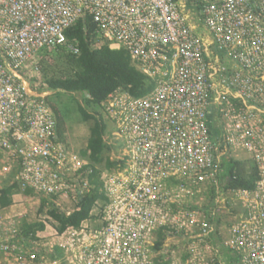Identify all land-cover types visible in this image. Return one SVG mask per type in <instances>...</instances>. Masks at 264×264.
Listing matches in <instances>:
<instances>
[{
  "label": "built area",
  "instance_id": "built-area-1",
  "mask_svg": "<svg viewBox=\"0 0 264 264\" xmlns=\"http://www.w3.org/2000/svg\"><path fill=\"white\" fill-rule=\"evenodd\" d=\"M192 1L190 12L173 0H0V179L16 171L22 189L74 203L70 214L76 209L78 186H87L77 174L89 161L57 137L45 92L28 84L27 70L41 52L65 46L79 54L64 34L79 19L91 16L101 43L126 51L154 83L144 97L118 89L100 105L123 164L100 175L105 201L93 209L97 219L59 232L48 216L53 226L42 222L33 254L48 230L49 249L62 253L51 264H212L206 238L215 228L183 208L193 189L216 182L213 107L231 158L258 172L253 190L224 191L240 210L221 244L237 264H264V0ZM9 226L0 221L1 252L20 246V228Z\"/></svg>",
  "mask_w": 264,
  "mask_h": 264
},
{
  "label": "trees",
  "instance_id": "trees-1",
  "mask_svg": "<svg viewBox=\"0 0 264 264\" xmlns=\"http://www.w3.org/2000/svg\"><path fill=\"white\" fill-rule=\"evenodd\" d=\"M182 3L190 12L194 8L192 0H173ZM195 11V10H194ZM194 17L197 18L194 14ZM65 37L69 43H76L79 54H71L65 46L56 48L53 51L56 64L64 69L63 74L48 76L47 66L51 61L41 62V75L50 92L42 97L45 104L52 110L56 120V135L63 138V126L65 122V111L60 104V95L78 94L82 102L77 103V112L82 121L92 122L89 129V138L86 149L81 151L83 157H87L89 164L83 168L78 177L85 178L87 186H78L76 209L69 215L65 214L53 197L41 196L39 212L47 208V215L57 224L56 228L62 232L66 227H79L82 221L90 216V212L96 203H103L105 197L102 193L101 171L98 167L110 146L105 141L107 125L100 114V105L115 90L122 89L133 97L139 98L149 94L153 89V81L137 70L132 64L129 55L124 50H111L106 43H101L97 35V26L91 16L86 15L68 28ZM42 54L48 52H41ZM59 99V102H58ZM58 103V104H57ZM56 104V105H55ZM217 110L211 108L207 118L209 120V131L214 141V166L216 169V182L210 189L212 202L221 191L230 189L253 190L258 178L255 165L249 161H239L227 155L226 143L220 125V117ZM106 166L121 165L122 161L106 160ZM77 183V182H76ZM19 181L15 178L12 183L5 184L0 189V208L4 209L12 204V195L19 189ZM26 193H33L27 189ZM210 201V202H211ZM211 202V203H212ZM212 205H207L205 218L210 228L214 227V214L206 211L211 210ZM217 223V221H216ZM44 229L42 223L32 224L21 223L20 234L15 242L24 244L30 252L36 247L29 245L36 238L37 232ZM167 229L159 230L157 233L156 249L163 247ZM207 242L214 249V260L212 264H237L239 257L221 244L217 230H210L206 238ZM31 247H34L31 249ZM31 249V250H30ZM57 257L62 258V253L55 250ZM65 264V263H64Z\"/></svg>",
  "mask_w": 264,
  "mask_h": 264
},
{
  "label": "rangeland",
  "instance_id": "rangeland-1",
  "mask_svg": "<svg viewBox=\"0 0 264 264\" xmlns=\"http://www.w3.org/2000/svg\"><path fill=\"white\" fill-rule=\"evenodd\" d=\"M190 18L193 20L192 15ZM196 24V23H195ZM196 31L199 33H202L203 35H206L207 32L204 27L201 25L196 26ZM54 54L53 52H48V53H39L37 54L31 62H29L27 74H28V79L27 82L31 87H36L39 92H47L50 94V92L47 91L46 84L44 83L43 77L41 75V62L43 61H51L50 66H47V73L48 76H58L63 74L64 69L60 66V64H56V62H53ZM49 60V61H48ZM44 63V62H43ZM37 68V69H36ZM60 104H62V107L65 111V122L63 126V138L64 140L60 139L63 141L65 144H67L68 147L71 148V150L75 152H81L85 150L87 141L89 138V129L91 127L92 122H84L82 121L81 116L78 114L77 110V103H81L82 99L78 94H73L72 96L69 95H60ZM59 102V99H58ZM58 104V103H57ZM56 105V104H55ZM110 128L107 126V131L105 134V141L107 144L110 146V150L107 151L103 157V161L101 164L98 165L101 174H113L119 172L121 170V165H113L111 167L106 166V160L110 161H121L119 159L120 153L117 150V143L113 140V138L110 136V130H113L112 125L110 124ZM227 155L229 157H235V154L233 153L232 150H227ZM241 156V155H240ZM243 158V157H242ZM6 163L3 158L0 156V170L3 166H5ZM6 174V172H5ZM6 176V179H0L3 181V183H12L15 180V171H11V173ZM80 177L78 180L83 181L85 178ZM212 187L208 184L205 186H202L200 189V193L196 194L197 189H193V196L190 198H186L185 200V205H184V210L185 212L187 211H198L201 215L205 213L204 208L207 205H212V208L209 211H206L212 216L214 214V219L215 222L214 227L215 230H217L218 235L221 239L223 240V234L226 235L227 229L235 219L237 218V212L240 210L239 205H237V200L234 198V196H229L227 195L224 191H221L220 194L214 199L212 202V196L210 192V189ZM27 189H22V187L19 186V189L14 192V202L12 201V205H14V209L7 210L4 212H0V221L2 224L6 227V225L10 228V223L11 224H19L21 223H28L32 224L35 222H46L50 225V221L47 218V208L45 211L42 213L39 212L40 208V198L41 196L36 194V193H26ZM13 200V197H11ZM212 203H211V202ZM56 203L59 207L63 208L66 210L64 213L65 214H70L68 213L69 211L67 209H72L74 203H66L63 201H58L56 200ZM67 212V213H66ZM206 214V213H205ZM4 219L6 222L2 221ZM217 221V223H216ZM43 224V223H42ZM44 226V225H43ZM50 226H53L51 223ZM55 228L57 224H54ZM16 227V225H15ZM45 228V227H44ZM57 229V228H56ZM44 230V229H43ZM46 231V230H45ZM58 231V230H57ZM49 231L47 230L44 234L42 241H40L43 246L41 247L42 249H39L41 253L33 254L36 253L35 249L33 250L31 247V252L26 249V246L21 244L19 247L17 246L16 249L10 250V251H5L1 252L0 251V264H51L50 262V251L48 245L50 243V238L48 236ZM180 245L183 243L184 244V249L186 247V242L182 240H176ZM168 243V246L171 245V241H167L166 245ZM33 242H31L29 245H32ZM34 246V245H33ZM171 248V247H170ZM171 249H174L173 247ZM32 255H35V258H31ZM184 258V257H183Z\"/></svg>",
  "mask_w": 264,
  "mask_h": 264
},
{
  "label": "crops",
  "instance_id": "crops-1",
  "mask_svg": "<svg viewBox=\"0 0 264 264\" xmlns=\"http://www.w3.org/2000/svg\"><path fill=\"white\" fill-rule=\"evenodd\" d=\"M44 94H46V92H45ZM15 173H16V171H15ZM15 178L17 179V174H15ZM5 184L7 185V184H9V183H6V182L3 183V184L1 185V188H2ZM12 197H13V200H12V201L14 202V198H15L14 194L12 195ZM95 206H96V205H95ZM95 206L93 207V209L95 208ZM13 209H14V205L11 204L9 207H6V208L2 209L1 212L7 211V210H11V211H12ZM93 209H92L91 212H90V216H89L86 220H84V221L81 222L82 225H83V223H84L85 221H92V220H94V219H97V218L94 217ZM81 224H80L79 226H81ZM55 250H58V251L61 253V251H60L57 247H54L53 250H52V252L50 253V254H51V255H50V262L61 260V258H59V257H57L56 255H54V254H55ZM50 251H51V250H50ZM62 260H64V259H62ZM60 264H64V263H62V261H60Z\"/></svg>",
  "mask_w": 264,
  "mask_h": 264
},
{
  "label": "bare ground",
  "instance_id": "bare-ground-1",
  "mask_svg": "<svg viewBox=\"0 0 264 264\" xmlns=\"http://www.w3.org/2000/svg\"><path fill=\"white\" fill-rule=\"evenodd\" d=\"M80 178V177H79ZM82 179V178H81ZM235 190H237V189H235Z\"/></svg>",
  "mask_w": 264,
  "mask_h": 264
}]
</instances>
